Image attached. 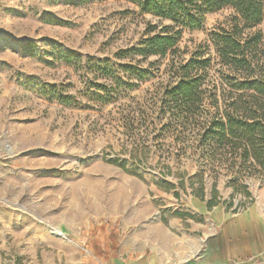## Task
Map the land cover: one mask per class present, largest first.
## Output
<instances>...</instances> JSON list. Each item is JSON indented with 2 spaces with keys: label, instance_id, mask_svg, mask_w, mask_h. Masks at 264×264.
<instances>
[{
  "label": "rangeland",
  "instance_id": "obj_1",
  "mask_svg": "<svg viewBox=\"0 0 264 264\" xmlns=\"http://www.w3.org/2000/svg\"><path fill=\"white\" fill-rule=\"evenodd\" d=\"M237 24L264 33L224 8L175 54L131 59L171 24L124 0H0V264L149 254L199 197L229 214L251 203L264 180L203 162L169 95L195 53L211 60L202 90L228 82L216 51Z\"/></svg>",
  "mask_w": 264,
  "mask_h": 264
},
{
  "label": "trees",
  "instance_id": "obj_2",
  "mask_svg": "<svg viewBox=\"0 0 264 264\" xmlns=\"http://www.w3.org/2000/svg\"><path fill=\"white\" fill-rule=\"evenodd\" d=\"M124 1L171 24L157 32L149 27L146 38L128 50L131 59L175 54L184 30L201 29L207 14L224 8L234 10L245 23L242 29L264 25V0ZM238 26L216 51L221 67H227L228 82L221 79L218 87L202 90L211 60L195 53L179 63L169 95L175 110L190 121L192 143L198 144L194 151L203 162L218 164L234 177L264 180V33L257 30L243 37ZM206 206L210 210L218 205L212 201Z\"/></svg>",
  "mask_w": 264,
  "mask_h": 264
},
{
  "label": "crops",
  "instance_id": "obj_3",
  "mask_svg": "<svg viewBox=\"0 0 264 264\" xmlns=\"http://www.w3.org/2000/svg\"><path fill=\"white\" fill-rule=\"evenodd\" d=\"M185 214L182 228L173 223L183 235L161 233L158 250L109 258L103 264H264V184L237 214L219 206L208 210L201 201ZM176 235L183 236L179 244Z\"/></svg>",
  "mask_w": 264,
  "mask_h": 264
},
{
  "label": "bare ground",
  "instance_id": "obj_4",
  "mask_svg": "<svg viewBox=\"0 0 264 264\" xmlns=\"http://www.w3.org/2000/svg\"><path fill=\"white\" fill-rule=\"evenodd\" d=\"M58 235L61 236V237H63V238H65V235L61 231L58 232Z\"/></svg>",
  "mask_w": 264,
  "mask_h": 264
}]
</instances>
